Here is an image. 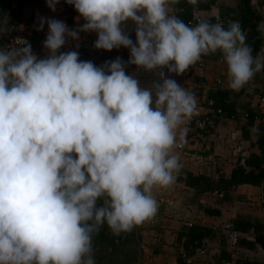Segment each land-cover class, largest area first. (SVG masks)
<instances>
[{
  "label": "clouds",
  "instance_id": "9594fccd",
  "mask_svg": "<svg viewBox=\"0 0 264 264\" xmlns=\"http://www.w3.org/2000/svg\"><path fill=\"white\" fill-rule=\"evenodd\" d=\"M64 2L84 23L70 29L39 17L46 56L20 38L22 46L0 48V264H96L93 236L105 225L119 236L154 217V190L179 173L175 148L197 100L172 74L219 54L238 92L264 70L239 21L190 26L173 14L179 0ZM59 3L46 0L53 12ZM81 32L96 33L94 49L125 48L129 59L97 66L60 51ZM129 65L157 79L142 87Z\"/></svg>",
  "mask_w": 264,
  "mask_h": 264
},
{
  "label": "crops",
  "instance_id": "0c3cea01",
  "mask_svg": "<svg viewBox=\"0 0 264 264\" xmlns=\"http://www.w3.org/2000/svg\"><path fill=\"white\" fill-rule=\"evenodd\" d=\"M258 1L251 0V5L256 11L260 10ZM9 2L12 6H22L16 33L34 38L38 44V51L45 54L47 53L42 45L47 35V25L45 24L42 31H37L39 17L62 20L70 29H78L84 23L82 18H78V13L75 10L65 12L56 6L55 12L51 11L46 5V0H9ZM212 3L208 10L198 11L203 18L213 15L224 18L226 12L235 13L237 11L235 0H212ZM7 23L6 18L0 19V35L6 30ZM259 28L264 33V21L260 23ZM242 29L247 35L248 29L244 26ZM96 37L95 32H81L79 40H69L62 49L65 50ZM263 53L264 47L256 58L262 59ZM198 62L202 63L199 71L191 69L187 74L175 78L178 83L185 86L196 97L197 109L192 115L194 117L201 114V102L206 97L207 92L215 85V81H220L217 88L229 89L226 64L219 54L206 55ZM261 96H264V85L250 81L237 101V105L240 107H249L260 111V118L255 121V126H258L260 121H264V108L261 107L259 101ZM245 122L244 111H240L234 119L218 118L212 131L213 143L196 136L189 120L182 126L185 130V138L183 142L178 144H182L184 149L177 150L175 148V152L180 158V170L175 185L170 189L159 188L154 190L153 195L158 203L155 216L133 228L132 235L137 240L135 247L139 256L137 255L138 258L136 257V260L131 262L132 264H177L176 258L184 254L183 249L176 242L177 234L191 225L211 231V236L200 244L201 252L194 251L192 259L188 257L196 264H236L239 260L264 264V248L254 242L255 237H257L255 232L242 233L237 231L240 236L238 247L233 250L228 247L226 232L222 228L224 222L233 223L237 219L250 223H264V191L261 187L241 185L225 193L199 194L184 187L177 180L183 177L185 172L203 175L211 179L227 178L240 159L237 152L238 147H242V157L244 155L246 157L261 156L262 152L259 146L255 144L256 135L250 141L241 140L239 137V130ZM192 151H195L204 160L189 158V153ZM207 209L217 211L218 214H207L204 211ZM242 241L243 244L244 242L251 243L252 247L247 248L246 244H242ZM188 259L184 261L188 263Z\"/></svg>",
  "mask_w": 264,
  "mask_h": 264
},
{
  "label": "trees",
  "instance_id": "16d2710c",
  "mask_svg": "<svg viewBox=\"0 0 264 264\" xmlns=\"http://www.w3.org/2000/svg\"><path fill=\"white\" fill-rule=\"evenodd\" d=\"M237 3V11L235 13L226 12V22L224 23L225 27L229 21H239L240 24L248 29L246 35V43L251 47L252 54L256 58L257 54L262 52V47H264L263 31L259 28V25L264 21V0L258 1L259 11H256L251 5V0H235ZM212 0H199V3L195 6L188 3V0H179L178 3L174 5V13L179 16L185 23L189 21L191 11H206L212 6ZM22 6L15 5L12 6L9 0H0V19L6 18L8 23L6 30L3 34L0 35V48L3 44V41L6 37L12 36L16 33V27L19 24L20 13ZM228 13V14H227ZM28 42H34V38L22 35ZM96 40V39H95ZM95 40L92 44H94ZM135 40V39H133ZM81 50H84V45L79 47ZM74 50V49H71ZM69 50V51H71ZM61 52H64L63 49H60ZM100 55H98V63L103 65L105 61L114 60L117 57H120L123 61L129 59V50L125 48L113 49L111 52H105L103 50H97ZM39 58H43L47 54L39 52L37 54ZM204 58V56H202ZM201 57V58H202ZM263 57L261 60L264 61V53L261 55ZM97 63V64H98ZM99 65V66H101ZM190 67H193L190 66ZM132 65L127 66L126 71L129 74L135 75L137 78H141L146 75L145 71H141L137 74H134ZM259 79V80H257ZM254 82H259L264 85V70H262L258 75L256 74L251 80ZM246 85L238 92H234L230 89L222 90L217 88L214 91H209L206 94V97L203 101L209 100L212 102V108L218 109L221 113L219 118L231 119L236 118L240 111H244V116L246 122L244 126L239 130V137L241 140L250 141L254 136L250 133V129L255 125V121L260 118L259 110L252 109L249 107H240L237 105L238 99L244 93ZM229 102V103H228ZM217 122V120L215 121ZM259 129L256 140V145L259 146V149L262 152L261 156H248L244 155L238 160L237 166L232 170L230 176L227 178L218 177L217 179H211L203 175L193 174L190 172H185L183 177L177 179L184 187L192 189L199 194L211 193V192H226L232 188L247 185L249 187L259 186L264 191V121H260L259 125L256 126ZM196 136H198L201 131L194 130ZM241 162L245 163L247 170L241 166ZM264 197V193H263ZM205 213L216 215L217 211L213 210H204ZM234 230L238 232H255L254 242L260 244L264 248V223L257 222H247L240 219L233 221ZM211 236V231L209 229L191 225L183 229L180 233L177 234L176 242L183 249L184 254L188 257L191 256L195 248H199L201 242ZM95 235L93 236L94 239ZM119 239L120 237L117 236ZM105 238V237H104ZM104 238L102 240H104ZM115 238V237H114ZM126 238V235L123 239ZM99 239V238H98ZM121 239V240H123ZM101 240V238L99 239ZM112 241V240H111ZM114 241V239H113ZM241 241V240H240ZM110 242V241H109ZM95 241H92L93 244V254L96 248ZM111 243V242H110ZM243 244V241H242ZM246 244V245H245ZM247 248H251V243L244 242ZM177 264H188L182 259L181 255L176 258ZM236 264H257L256 262H247V260H239Z\"/></svg>",
  "mask_w": 264,
  "mask_h": 264
},
{
  "label": "built area",
  "instance_id": "2783aa9c",
  "mask_svg": "<svg viewBox=\"0 0 264 264\" xmlns=\"http://www.w3.org/2000/svg\"><path fill=\"white\" fill-rule=\"evenodd\" d=\"M57 6L59 7V9H61L62 11H65V12H70V11L74 10V7L66 4L64 2V0H60V3ZM201 19L208 20L212 23H215V22L225 23L226 22L225 17L223 18V17H220L219 15H213V16L203 18L197 10H192L191 15H190V19L186 23L189 24L190 26H195V24ZM17 38L26 40L22 36V34L15 33L14 35L8 36L4 39L1 48L6 49L9 46H12V47L22 46V40H18ZM30 44L32 46V52L35 53L36 51H38V44L35 41L31 42ZM201 65H202L201 62L195 63L193 65V67L188 68L184 74H187L188 72H190L191 69L199 71L201 69ZM219 84H220L219 80L215 81V85L210 90L211 91L216 90L217 87L219 86ZM259 101L261 102L260 103L261 107L264 108V96H261ZM200 110H201V114L197 115V117L191 116V118L189 119V122H190V124H192V127L194 130L201 131V133L198 135L199 138H202L203 140L205 139L207 141H212V143H213L214 140H212L213 139L212 131L216 126L215 121L221 116V113L218 109L212 108V102L209 100H205V101L201 102ZM231 119H234V118H231ZM241 148L242 147L237 148V152L239 153L240 158H242V154H243V151ZM183 149L184 148H183L182 144L177 145V150H183ZM189 158H191L193 160L202 159L197 155V153L195 151H192L189 153ZM202 160H204V159H202ZM241 166L244 167L246 170L248 169L245 166V163H243V162H241ZM176 178H177V176H176ZM174 185H175V182L171 186L166 187V188H169V189L173 188ZM222 228L226 232V242H227L228 247L233 249V250L236 249L238 247V242H239L240 236H239V233L234 230L233 223L224 222L222 224ZM124 236H125L124 233L119 235L120 239H122ZM114 241L117 242L116 239ZM194 251H196L198 253L201 252L200 246H199V248H195ZM181 257L184 260L188 259L185 254H182ZM191 257H192V254L189 258H191ZM191 259H188V264H196V262L191 260Z\"/></svg>",
  "mask_w": 264,
  "mask_h": 264
},
{
  "label": "rangeland",
  "instance_id": "374dc122",
  "mask_svg": "<svg viewBox=\"0 0 264 264\" xmlns=\"http://www.w3.org/2000/svg\"><path fill=\"white\" fill-rule=\"evenodd\" d=\"M131 23L126 28V31H128V34L132 39H135V33L132 29ZM97 38V37H96ZM89 39L87 41L78 43L74 45L73 47L63 49V51H69L71 49H74L79 52V56L81 60H91L94 62L95 65L99 66L101 64L98 63V55H100L97 50L93 47V41L96 39ZM84 45V50H81L79 47ZM40 51H36L33 54H37ZM98 63V64H97ZM134 74H137L142 69H137L134 65H132V69ZM166 71V70H165ZM172 78L175 79L176 75L172 74ZM140 81V84L142 87H151L154 80L157 79L156 75L151 72H146V75L141 78H138ZM177 149V147H176ZM133 230L127 233H124L126 235V238L121 240L116 235H113L110 230L107 228V226H103L101 230L95 234L94 241L96 242V248L94 250V258L96 261V264H132L131 262L133 260H136L135 258L139 256V253L137 252V248L135 245L137 244V240H135V237L132 235ZM105 237V238H104ZM115 237V238H114ZM101 238V240L99 239ZM104 238V240H102ZM113 239L117 240V242L113 241ZM112 240V241H111ZM111 243H110V242ZM138 255V256H137Z\"/></svg>",
  "mask_w": 264,
  "mask_h": 264
}]
</instances>
